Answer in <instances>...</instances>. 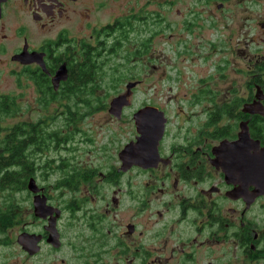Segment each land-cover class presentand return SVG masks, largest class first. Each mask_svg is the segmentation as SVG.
Here are the masks:
<instances>
[{"label":"flooded vegetation","instance_id":"obj_1","mask_svg":"<svg viewBox=\"0 0 264 264\" xmlns=\"http://www.w3.org/2000/svg\"><path fill=\"white\" fill-rule=\"evenodd\" d=\"M113 1L0 0V64L6 60L13 66L18 81L25 79L34 91L36 102L61 97L70 60H82L92 49L107 52L126 41L130 47L129 34L140 31L138 18L154 0H122L123 6H128L125 12L98 21L96 12ZM171 2L157 3L169 10L175 4ZM196 2L197 10L187 5L181 11L185 32L193 31L196 24L197 29L203 27L198 20L211 17L212 4L218 11L225 9V0ZM161 9L149 12L146 18L152 16L158 23L165 16ZM74 19L76 35L68 25ZM159 24L171 27L168 22ZM261 26L264 31V23ZM5 30L13 33L8 35ZM63 62L67 79L55 85L53 79ZM258 62L250 71L253 88L246 96L234 88L222 100L220 107L226 114L220 125L199 119L191 122L192 118L178 113L185 123L170 126L165 108L157 106L163 113L159 118L164 119L162 127L147 134L157 141L155 164H128L129 151L125 162L120 157L125 145L141 136L133 120L138 108L132 112V129L121 146L95 143L84 133L78 139L73 135L62 140L63 152L79 151L87 157L62 156L59 204L53 205L47 186L32 176L40 190H27V214L8 223L0 220V264H221L223 260L228 264H264V203H258L264 194L254 197L256 181L243 183L226 174L238 154L233 146L220 150L228 162L226 170L214 164L213 151L221 142L237 140L242 122H246L249 136L264 147V139L252 134L251 121L260 114L243 111L258 92L263 95L264 107V64ZM195 98L193 104L199 107L201 100ZM206 107L210 111L211 102ZM208 111L203 113L205 120ZM214 125L221 130L219 136H212ZM111 137L114 142L115 136ZM249 153L253 154L252 148ZM69 177L76 179L75 187H67ZM37 195L44 197L48 206L58 208L54 229L55 213L45 217L35 214ZM21 209L25 211L22 205ZM22 235H27L28 245L20 242Z\"/></svg>","mask_w":264,"mask_h":264},{"label":"rangeland","instance_id":"obj_2","mask_svg":"<svg viewBox=\"0 0 264 264\" xmlns=\"http://www.w3.org/2000/svg\"><path fill=\"white\" fill-rule=\"evenodd\" d=\"M154 1L145 5L142 18H138L141 23L140 31H132L128 36L131 39L130 46L137 45L141 41L147 42V49L143 55L132 58L127 65L119 64L124 61L122 55L129 41L123 42L124 46L121 45L116 53L104 52L107 64L120 65L119 67L128 75H134V78L129 79L130 81L139 80V83L132 87L129 105L124 108L122 118L116 119L113 115L115 118L111 117L107 109L111 98L124 92L125 83L129 80L124 81L119 89L110 90L103 109L83 117L82 112L79 111L74 126L68 128L62 126L63 135L67 134V131H74L73 134L78 139L84 133L85 136L89 135L95 140V143L110 142L117 144V147L129 137L132 129L130 122L132 112L141 106L153 105L165 108L170 126L185 123L178 113L187 115L186 118H192L191 122L195 119L206 122L203 113L208 111L206 107L208 102L212 104L211 111L214 106H221L222 100L231 89L237 88L243 96H246L247 91L253 88L250 71L253 66L254 68L257 66L254 65L256 61H259L258 65L264 64V31L261 26L264 23V0H225L223 6L225 9L220 11L212 4L211 17L205 15L206 19L198 20L200 27H203L197 29L199 25L196 24L197 28L189 32L181 28V11L184 12V9L190 6L197 10L196 0H172L175 4L169 10L163 6L167 0H161L162 5L157 3L160 0ZM122 3V0H114L99 13L96 12L98 21L106 22L113 16L125 12L128 6H123ZM159 8H163L161 11L165 14L162 20L156 23L152 16L146 18L149 12H155ZM177 10L180 14L176 13ZM161 21L168 22L171 27H161L159 24ZM76 24V19L68 23L75 31V35ZM5 31L9 33L8 35L13 33L9 30ZM5 42L10 44L9 41ZM4 61L0 64V94L17 95L23 109L16 116L8 118L6 123L30 122L45 116H48L47 122H52L53 116L59 122L67 117L63 101L62 103L52 101L47 107L48 110L41 109L37 105L32 88L26 86L25 79L23 82L18 81L13 66ZM257 72H260L259 68ZM204 84L212 91L202 93L200 89L205 86ZM195 97L201 100L199 107L193 104ZM224 118L217 125H220ZM225 122L229 123L228 120ZM116 132L119 133L115 134ZM111 135L115 136L114 142H111L113 140ZM68 136L70 139L74 137L72 134ZM75 152L74 154L63 152L62 146H59L46 154L49 159L55 160L64 155L71 158L74 155L78 159L87 157L79 151ZM54 178L55 175H52L48 180H43L39 172L36 174L37 183L48 185L51 201L56 205L60 203V199L58 200L57 189H53ZM16 197L20 199V205L25 209L23 212L25 216L26 207L29 205L27 190L17 193ZM258 203H264V198ZM221 264H228V261L223 260Z\"/></svg>","mask_w":264,"mask_h":264},{"label":"trees","instance_id":"obj_3","mask_svg":"<svg viewBox=\"0 0 264 264\" xmlns=\"http://www.w3.org/2000/svg\"><path fill=\"white\" fill-rule=\"evenodd\" d=\"M120 34L123 36V32ZM121 45L113 46L106 53H116ZM146 49V41L126 47L122 55L124 61L119 64H129L132 58L142 56ZM106 53H102L100 49H92L85 53L82 60L73 57L68 67V79L63 82L61 97L51 96L37 100V105L44 110H48L47 107L52 101L59 103L63 101L68 114L63 121L57 122L53 120L55 118L53 116L52 122H47L48 116H45L30 122L19 121L8 124L6 123L8 118L16 116L23 110L22 103L17 95L0 94V220L3 223L22 217L20 199L16 194L27 190L28 179L32 176L36 177L38 172L43 180L55 175L53 189H57L60 197L63 185L62 156L57 160L49 159L46 153L62 146V140L70 139L69 134L74 135V131H67V134L63 135L62 126L66 128L74 126L79 111L82 112L83 117L103 109L110 90L119 89L124 81L134 78V75H128L123 71L120 65L107 64L104 59ZM200 91L209 93L212 90L205 85ZM211 100L213 101L212 98ZM225 114L220 106H214L207 114L206 121L211 125L218 124ZM251 125H253L252 134L264 139V116L253 117ZM215 126L212 136H219L221 130ZM66 181L67 187H75L74 177H69Z\"/></svg>","mask_w":264,"mask_h":264},{"label":"water","instance_id":"obj_4","mask_svg":"<svg viewBox=\"0 0 264 264\" xmlns=\"http://www.w3.org/2000/svg\"><path fill=\"white\" fill-rule=\"evenodd\" d=\"M26 55L25 53L22 54ZM65 81L67 79V68L65 63L58 68L56 75L53 79L54 84L61 80ZM136 85V82H128L125 85V91L111 98L108 104V113L120 117L123 108L129 105V96L131 94V88ZM263 95L256 94V99L247 105H244V110L249 113H258L264 115V107L261 104ZM162 111L158 110L155 106L145 105L140 107L133 114L134 124L136 130L141 134L134 143L126 144L124 149L120 153V157L125 162V154L130 152V162L131 163H140L144 166H149L147 161L156 162V139L150 140L147 134L153 133L155 129H161L164 119ZM240 132L238 133V139L233 142L220 143L214 149L216 155L215 165L219 167L220 165L225 169V164H228L224 156L221 154L220 150L225 147L233 146L234 149L238 152L237 157L233 161V167L231 170H226V174H231L232 176H237L243 183H248L251 181H256L255 195L264 194V147L260 146V141L257 139H252L249 136L248 127L246 122L240 124ZM152 143V144H150ZM253 149V154L249 153L250 149ZM151 149V150H150ZM145 150V151H143ZM146 152V153H145ZM146 156V159H145ZM133 160H132V159ZM146 160V163L144 161ZM26 188L30 192H39L40 188L38 187L35 179L30 177L27 181ZM244 198H248L243 195ZM35 204V214L39 217H45L48 214H54L52 216L51 227L54 229L55 220L59 216V210L56 207L48 206L45 203V198H40L39 195L36 196ZM20 242L22 244L26 243L28 245L27 235H22Z\"/></svg>","mask_w":264,"mask_h":264},{"label":"bare ground","instance_id":"obj_5","mask_svg":"<svg viewBox=\"0 0 264 264\" xmlns=\"http://www.w3.org/2000/svg\"><path fill=\"white\" fill-rule=\"evenodd\" d=\"M156 143H157V141H156Z\"/></svg>","mask_w":264,"mask_h":264}]
</instances>
